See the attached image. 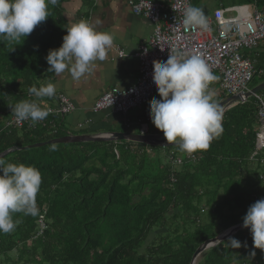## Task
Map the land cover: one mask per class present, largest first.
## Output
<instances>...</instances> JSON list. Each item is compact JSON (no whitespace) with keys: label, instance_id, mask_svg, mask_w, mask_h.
Wrapping results in <instances>:
<instances>
[{"label":"trees","instance_id":"obj_1","mask_svg":"<svg viewBox=\"0 0 264 264\" xmlns=\"http://www.w3.org/2000/svg\"><path fill=\"white\" fill-rule=\"evenodd\" d=\"M63 3L50 5V16L21 44L0 38V118L9 119L16 103L35 100L28 89L39 88L43 74L52 73L46 56L63 42ZM243 4L264 10V0L232 5ZM217 7L225 6L220 1ZM261 47L262 40L250 49ZM249 60L255 70L248 88L264 72L260 53ZM261 101L227 108L221 135L207 151L191 155L174 145L98 141L53 144L55 151L45 145L29 153L20 147L65 135L56 127L60 117L50 113L34 129L0 127V153L11 149L1 158L42 175L39 214H13L15 229L0 233V264H190L200 244L242 223L248 207L264 198V148L254 143ZM86 126L74 134L111 128ZM155 149L157 155L163 149L160 157H150ZM230 237L242 246L231 248ZM230 237L202 251L194 264H264V251L253 247L249 230Z\"/></svg>","mask_w":264,"mask_h":264},{"label":"clouds","instance_id":"obj_2","mask_svg":"<svg viewBox=\"0 0 264 264\" xmlns=\"http://www.w3.org/2000/svg\"><path fill=\"white\" fill-rule=\"evenodd\" d=\"M90 1L95 2L96 0ZM58 3L59 0H0V38L8 42H14L16 45L21 44V38L25 39L38 24L50 16L49 6H56ZM173 9L177 11L175 7ZM217 9L221 10L224 16L225 8ZM252 10L264 12V10L259 9L257 6H249L248 13ZM182 16L183 25L192 31H208L210 29L208 17L202 7L188 4L182 9ZM234 16L236 15L230 17ZM210 19L212 18L210 17ZM66 29L67 31L63 36L61 46L50 49L46 56L47 63L50 66L48 70L53 71L56 75L68 71L73 79L79 80L90 72L91 65L94 62L104 61L106 59L109 49L115 53L117 58H123L125 56L119 47L113 45L114 36L112 33L98 30L96 25L88 20H80ZM261 40L264 41V39ZM137 54L138 51L135 53V58L139 67ZM152 79L158 93H154L147 103L134 107L125 113H116L112 108L96 112L93 111L95 101L103 93L113 88H124H109L94 100L90 112L100 113L108 110L116 116L122 117L125 119V131L116 132L113 128H110L111 130L108 128L109 130L99 133L82 135L96 137L101 140L98 142L103 143H137L119 139L122 134L153 136L155 137V141L148 140L149 144H142L156 147L158 145L153 144L159 142L163 146H179L180 150L191 155L197 151H207L212 140L221 135L223 132V113L227 108L244 104L251 98L261 97L256 94L257 91H253V88L250 89L248 86L247 92L244 95L226 96L219 86L218 91L222 97L216 102L212 91H210V87L216 80L219 82V78L212 72L203 54L199 52L186 53L179 49H171L166 61L153 62ZM28 91L36 99L22 100L14 106H11L13 115L8 121L15 116L19 122L30 120L35 125L37 122L45 120L51 110L58 109V96L61 94L55 95L56 86L54 83L48 82L39 88L32 86ZM154 95L158 99L153 97ZM53 96L55 99L54 106L47 105L41 100L44 97L51 98ZM233 97H238V100H232ZM68 102L72 106L71 111L55 115V120L60 117V122L64 120L65 116L74 111L75 107L72 102L69 100ZM149 102V117L154 126L162 131V133H147L146 122L148 119L136 123L139 127L136 130L129 131L128 114L133 110L146 106ZM261 103L264 105V101H261L259 105L258 103L256 104V119L259 122L258 130L263 126L260 119V112L262 110ZM88 122L91 121L85 119L77 122V124L75 123L74 127L76 130L82 129ZM5 124L6 122L1 129L6 131L15 129L5 128ZM142 126L143 129L141 128ZM56 127H58V124H56ZM65 135H70V133L67 132ZM74 135L77 136L78 134ZM51 150H56L55 145L52 146ZM10 151L11 149L8 152ZM41 183L42 175L37 168L23 163L6 162L5 159L0 158V233H10L15 229L17 226L13 219V214L15 213H23L24 215L31 216H37L39 214L36 197L40 191ZM238 224H242V227L247 228L242 230H249L251 232L253 247L264 251V198L251 204L243 217V222L234 225ZM230 227L222 231L219 235L226 233ZM228 242L231 248L238 249L242 246V242L234 237H230ZM244 246H247L246 243ZM252 255H255L254 251Z\"/></svg>","mask_w":264,"mask_h":264},{"label":"built area","instance_id":"obj_3","mask_svg":"<svg viewBox=\"0 0 264 264\" xmlns=\"http://www.w3.org/2000/svg\"><path fill=\"white\" fill-rule=\"evenodd\" d=\"M188 2L189 0H165L161 4L149 0L129 1L133 14L152 24V36L138 48L139 69L136 83L124 89L113 88L103 93L94 103V112L112 108L116 113H125L147 103L154 93H158L152 79L153 62L166 61L171 49L202 53L212 72L219 78V86L226 96L244 95L247 92L254 66L239 51L250 49L264 39V12L252 10L250 13L224 17L222 11L217 9L214 11V19L208 18V31H192L182 23V9ZM58 104L57 110L50 109L52 117L72 109L62 95L58 96ZM261 107L260 119L263 126L255 134L257 148L264 147L263 103ZM38 124L40 121L35 125L30 120L19 122L13 116L4 127L21 129L26 126L31 129Z\"/></svg>","mask_w":264,"mask_h":264},{"label":"crops","instance_id":"obj_4","mask_svg":"<svg viewBox=\"0 0 264 264\" xmlns=\"http://www.w3.org/2000/svg\"><path fill=\"white\" fill-rule=\"evenodd\" d=\"M129 1L137 2L139 0H96L95 2L90 0H64L62 14L67 22L62 24L64 30L61 35L62 40L66 34V28L80 20H88L96 25L98 30L112 33L114 36L113 45L119 47L125 56L117 58L115 53L109 49L106 59L94 62L91 65L90 72L79 80L73 79L68 71L60 75H56L52 71L48 76L43 74V78L40 81V86L46 85L48 82L54 83L56 86L55 95H63L75 107L71 114L79 118L75 119L74 122L77 124V122L85 119H91V122H88V126H86L91 130L110 127L116 132L126 130L125 119L122 117L116 116L108 110L92 113L90 108L94 100L105 90L112 87L127 88L136 83L138 62L135 58V53L138 51L139 46L151 36L152 24L144 18L133 14ZM151 1L161 4L165 2L164 0ZM207 1L211 0H196L197 6L204 7L203 10L206 16L210 3L205 4ZM191 3V0H189L188 4ZM247 5H231L225 9V13H228L229 16L248 13L249 6ZM59 45L61 46V44ZM54 96L51 98L44 97L41 100L47 105L54 106ZM213 96L216 102L222 97L219 91L213 93ZM149 104L150 102L146 106L133 110L128 114L129 131L136 130L139 127L136 123L148 119L146 122L147 133L159 134L162 132L154 126L149 117ZM7 121L8 119L5 120V122ZM141 128L143 129V126Z\"/></svg>","mask_w":264,"mask_h":264},{"label":"rangeland","instance_id":"obj_5","mask_svg":"<svg viewBox=\"0 0 264 264\" xmlns=\"http://www.w3.org/2000/svg\"><path fill=\"white\" fill-rule=\"evenodd\" d=\"M220 1H221V4L223 6H225L224 7L225 9L229 8L232 4H238V3H241L242 2V0H211V1H207V2H205V4L208 3V2H210L209 3V8L207 10L208 11V14H207L208 17H211L212 19H214V16H215L214 15V11L215 10H213V9H216V7L220 3ZM258 7L260 8V6H258ZM224 16L225 17H230L232 15L229 16L228 13H224ZM262 45H264V42L263 41H262ZM259 53H260V57H262V62H261L262 65H261V67H262V70H264V47H261L259 49H250V50H240L239 51V54H242L243 56L248 57L251 60L254 59V57H256V55H259ZM252 82L253 83H251L250 86H249L250 89L256 88L257 85L264 83V72L262 71V74L261 75H258L257 77H255ZM218 88H219V82L216 80V82H213L211 84L210 89H212V90H210V91H212V93H215V92L218 91ZM260 93H261V97L264 99V89L263 90H260ZM155 96L156 95H154L153 97H155ZM77 118H79V117L76 116V115H74V114H69V115L65 116L64 120H62L60 122H57L58 127L60 128L59 131H62L63 133L69 132L70 135H74L75 130H76L75 127H74L75 126L74 120L77 119ZM5 120H6L5 116H2L0 118V127L1 128L4 125ZM77 133H81V132L80 131H77ZM18 137H20V136H18ZM34 144L32 143V144L23 145L20 148H26L27 151H29V153H31L32 152L31 147L28 148V146L29 145H34ZM67 146H68V148H71L72 147L71 145H67ZM35 148L41 149V147H35ZM154 151H155L154 154L152 156H150V157H153V156L155 157L157 155V153H156L157 149H155ZM162 151H163V149L159 151L157 157L158 156L160 157L159 154H161ZM104 154H106L107 157H108L110 155L109 150L108 149H105L104 150ZM108 159H109V157H108ZM250 167H252V165H250Z\"/></svg>","mask_w":264,"mask_h":264},{"label":"water","instance_id":"obj_6","mask_svg":"<svg viewBox=\"0 0 264 264\" xmlns=\"http://www.w3.org/2000/svg\"><path fill=\"white\" fill-rule=\"evenodd\" d=\"M264 88V83L260 84L256 88H253V91H258L260 89ZM232 100H238V97H233ZM122 140H130L137 143H146L149 144L148 140H154L155 137L153 136H134V135H126L122 134L120 135V138ZM87 141H101L100 139L93 137V136H87V135H65L57 138H53L51 140L45 141V142H39L35 143L34 145H29L28 148H35V147H43L45 145H53V144H63V143H78V142H87ZM153 145L163 146V144L159 142H155ZM9 150H6L2 153H0V158L3 157L8 153ZM247 229L242 227V224L234 225L228 229V231L222 235H218L214 237L213 239H209L204 241L202 244H200L196 250L193 252L190 264H194L197 256L204 250L214 246L216 243L225 240L228 238L231 234L238 230Z\"/></svg>","mask_w":264,"mask_h":264}]
</instances>
